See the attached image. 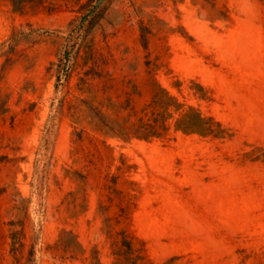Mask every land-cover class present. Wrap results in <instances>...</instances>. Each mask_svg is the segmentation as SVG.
<instances>
[{
    "label": "rangeland",
    "instance_id": "obj_1",
    "mask_svg": "<svg viewBox=\"0 0 264 264\" xmlns=\"http://www.w3.org/2000/svg\"><path fill=\"white\" fill-rule=\"evenodd\" d=\"M0 264H264V0H0Z\"/></svg>",
    "mask_w": 264,
    "mask_h": 264
},
{
    "label": "trees",
    "instance_id": "obj_2",
    "mask_svg": "<svg viewBox=\"0 0 264 264\" xmlns=\"http://www.w3.org/2000/svg\"><path fill=\"white\" fill-rule=\"evenodd\" d=\"M100 0H88V9L89 11H93L95 7L99 4Z\"/></svg>",
    "mask_w": 264,
    "mask_h": 264
}]
</instances>
